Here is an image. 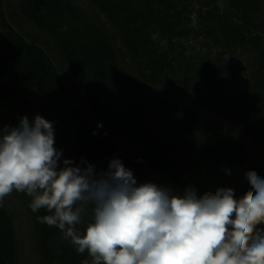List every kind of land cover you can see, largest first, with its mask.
Wrapping results in <instances>:
<instances>
[{
  "label": "trees",
  "instance_id": "obj_1",
  "mask_svg": "<svg viewBox=\"0 0 264 264\" xmlns=\"http://www.w3.org/2000/svg\"><path fill=\"white\" fill-rule=\"evenodd\" d=\"M83 2L91 10L0 0V128L38 114L53 122L62 159L99 173L118 158L138 185L177 195L232 188L239 198L247 171L264 177L263 0ZM31 200L13 191L0 203V264L91 261L39 222L51 213H33ZM90 222L91 210L78 232Z\"/></svg>",
  "mask_w": 264,
  "mask_h": 264
},
{
  "label": "clouds",
  "instance_id": "obj_2",
  "mask_svg": "<svg viewBox=\"0 0 264 264\" xmlns=\"http://www.w3.org/2000/svg\"><path fill=\"white\" fill-rule=\"evenodd\" d=\"M245 176L251 188L239 198L232 188L198 195L188 187L177 195L152 182L138 185L118 158L99 173L62 159L53 122L38 114L0 128V203L13 191L32 197L33 213H51L39 222L91 257L83 264H264L257 229L264 224V177L254 170ZM89 210L80 234L76 226Z\"/></svg>",
  "mask_w": 264,
  "mask_h": 264
},
{
  "label": "rangeland",
  "instance_id": "obj_3",
  "mask_svg": "<svg viewBox=\"0 0 264 264\" xmlns=\"http://www.w3.org/2000/svg\"><path fill=\"white\" fill-rule=\"evenodd\" d=\"M13 1H15V0H7V2L10 3V4L13 3ZM74 1L77 4H79V5L81 4L84 7V10L89 11L92 8L90 6V4H88V2L85 3V2H83V0H74ZM15 20H16V23H17V27L18 28H20L21 30H24L25 32L28 31L27 33H31V34H33V35H35V36L43 39V36H41L33 26H31L30 24H28L27 22H25L21 18H16ZM44 40H45V38H44ZM50 53L53 56V58L56 60V62L60 64V61H59L58 57H56L55 51L52 50V47H51ZM210 118H212V120L215 121L214 123H217L218 124V118L217 117H215L214 115H212ZM221 126L223 127V124ZM241 139H242L243 143L245 144V148H246L247 151H250L252 153H255L256 152L255 149L252 147V145H251V143L249 142L248 139H246L245 137H241ZM258 156L261 157L260 154ZM262 225L263 224L258 225L257 226V229L259 230V233L258 234L260 236L264 237V225L263 226ZM256 234L257 233L254 232V235H256Z\"/></svg>",
  "mask_w": 264,
  "mask_h": 264
},
{
  "label": "flooded vegetation",
  "instance_id": "obj_4",
  "mask_svg": "<svg viewBox=\"0 0 264 264\" xmlns=\"http://www.w3.org/2000/svg\"><path fill=\"white\" fill-rule=\"evenodd\" d=\"M264 1V0H263ZM85 3H87V2H85ZM79 6H81L83 9H84V7L80 4Z\"/></svg>",
  "mask_w": 264,
  "mask_h": 264
}]
</instances>
